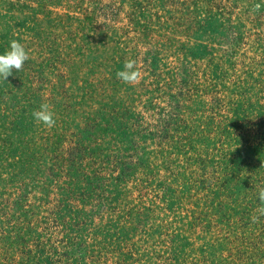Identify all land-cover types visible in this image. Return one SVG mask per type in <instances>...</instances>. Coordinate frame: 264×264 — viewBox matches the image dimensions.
<instances>
[{
	"label": "rangeland",
	"instance_id": "1",
	"mask_svg": "<svg viewBox=\"0 0 264 264\" xmlns=\"http://www.w3.org/2000/svg\"><path fill=\"white\" fill-rule=\"evenodd\" d=\"M13 39L0 264H264V0H0Z\"/></svg>",
	"mask_w": 264,
	"mask_h": 264
},
{
	"label": "clouds",
	"instance_id": "2",
	"mask_svg": "<svg viewBox=\"0 0 264 264\" xmlns=\"http://www.w3.org/2000/svg\"><path fill=\"white\" fill-rule=\"evenodd\" d=\"M29 59L28 51L19 40L13 39L9 42V47L0 53V78L7 80L13 74V70H21L25 62ZM118 79L127 83L135 82L140 77V71L135 60H125L123 70L116 73ZM33 117L38 122H43L48 126L54 124V112L50 105L43 103L39 109L33 112ZM259 199L264 202V189L259 192Z\"/></svg>",
	"mask_w": 264,
	"mask_h": 264
}]
</instances>
